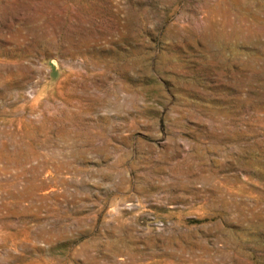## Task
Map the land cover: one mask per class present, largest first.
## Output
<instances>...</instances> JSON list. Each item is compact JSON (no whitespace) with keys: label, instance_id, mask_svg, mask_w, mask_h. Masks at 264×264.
I'll return each instance as SVG.
<instances>
[{"label":"rangeland","instance_id":"rangeland-1","mask_svg":"<svg viewBox=\"0 0 264 264\" xmlns=\"http://www.w3.org/2000/svg\"><path fill=\"white\" fill-rule=\"evenodd\" d=\"M0 264H264V0H0Z\"/></svg>","mask_w":264,"mask_h":264}]
</instances>
